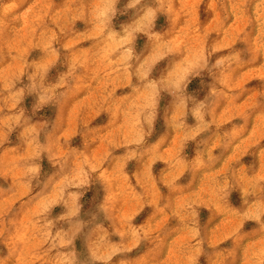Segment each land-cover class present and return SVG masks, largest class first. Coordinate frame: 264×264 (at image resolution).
Returning <instances> with one entry per match:
<instances>
[{"label": "rangeland", "instance_id": "obj_1", "mask_svg": "<svg viewBox=\"0 0 264 264\" xmlns=\"http://www.w3.org/2000/svg\"><path fill=\"white\" fill-rule=\"evenodd\" d=\"M71 3L73 0H0V124H9L18 110L25 116L31 112L38 97L25 94V90L37 76L41 85L65 89L64 103L56 110L46 104L35 115L34 121H30V129L21 127L16 120V126L10 127L7 133L0 131V229L3 230L0 232V264H10L13 260L15 264H53L58 258L74 262L75 253L65 251L72 245L57 240V233L64 231L65 222L77 211H82L87 218L96 199L94 195L89 200L86 195L83 199L84 209H77L76 204L81 197L74 189L71 190V203L65 204L55 194L37 200L30 188L17 184L19 173L13 172L7 164L28 151L25 135L37 131L39 137L42 122L55 116L69 146H80L84 141L83 129L104 133L121 120L119 105L131 91L126 84L109 83L112 76L110 49L101 53L94 35L81 37L89 26L75 15L69 18L71 9L68 5ZM145 3L151 9L155 0H145ZM171 5L167 10L144 12L142 23L149 24L150 21L151 31L137 34L135 47L144 49L151 47L153 42L167 41L173 45L169 53L171 56L178 60L188 56L191 50L193 61L197 49L209 50L217 46L214 57L227 54L232 49L240 50L244 63L233 72V84L225 90L227 95L217 101L213 131H235L233 125L243 124L236 141L239 145L237 151L243 150L240 161L247 168L255 160L258 170V149L264 145V130L258 121L261 115L259 100L264 93V71H261L264 51L253 43L259 31L254 14L255 0L247 5V14L251 18V23L247 24L231 14L229 0H171ZM173 9L176 10L175 14L170 16ZM123 19L118 16L116 23ZM245 33L248 34L247 40L242 39ZM187 75L188 69L177 64L175 82H183ZM189 80L186 91L191 96L203 98L212 90L206 74L190 77ZM16 96L19 97L17 103L10 104L9 100ZM169 101L167 95L162 96L159 105L161 117ZM161 117H158L153 137L150 138V141H155L163 134L158 145L159 158L151 165L152 175L156 177L166 173V161L175 157L181 148L180 136L166 128ZM92 147L98 149L94 153V158L98 159L103 151L102 142L93 141ZM195 147V142L188 141L183 145L182 154L192 158ZM121 151L115 150L117 153ZM41 162L46 173L48 161L42 157ZM97 166L103 171L99 173V179L93 181L94 185H100L94 191L97 195L105 192L104 203L100 206L104 212L100 222L104 227L98 228L97 232L108 236L115 232L117 225L123 227L129 218L132 223L151 226V206L138 208L133 199L134 193L141 190L132 175L137 168L136 162L129 160L122 168L108 161L93 165L94 168ZM187 181L188 175L185 174L178 183L186 184ZM198 184L191 187L197 189ZM157 187L160 194L167 195L168 189L164 185ZM206 195L200 188L172 196L173 214L163 217L157 226V231L162 234L156 241L159 243V249L154 254L157 264H182V246L186 236L179 227L183 219L180 212L185 202L194 198L198 199L200 205L198 219L204 226L206 247L221 250L212 258L213 264H226V261L231 264H264L258 219H243L241 223V218L231 214L230 209L241 205L239 194L233 192L224 205L207 200ZM65 208L69 209L67 216ZM48 222L50 228L45 238L41 225ZM237 230L239 239L234 236ZM25 239L28 243L22 246L21 251H16L13 241ZM110 239L119 242V236L112 235ZM156 242L151 239L142 241L126 255L133 258L143 250L147 252L155 247ZM75 247L81 259L87 257L83 239L78 238ZM120 258L114 257L112 264H116ZM204 261L201 251L198 264H204Z\"/></svg>", "mask_w": 264, "mask_h": 264}, {"label": "clouds", "instance_id": "obj_2", "mask_svg": "<svg viewBox=\"0 0 264 264\" xmlns=\"http://www.w3.org/2000/svg\"><path fill=\"white\" fill-rule=\"evenodd\" d=\"M229 3L231 14L238 21L251 23L247 5L253 3V0H229ZM68 7L71 9L69 18L75 15L89 26L88 31L81 34V37L94 35L101 53L110 49L112 76L109 83L114 81L117 85L126 84L131 91L119 105L121 120L106 132L100 133L85 128L82 130L84 136L82 145L71 147L54 116L53 119L42 122L43 127L38 130L39 137L37 131L25 135L28 151L19 154L17 159L7 164L13 172L19 173L17 184L30 188L37 200L47 199L55 194L61 203L70 204L71 190L74 189L81 197L76 208L84 209V197L87 195L89 200H92V197L96 196L87 218L82 215V211H77L65 222L64 231L57 233V240L72 245L65 251L75 253L74 262L58 258L53 264H112L113 258L118 256L121 258L116 264H157L154 254L159 249V243L156 241L162 235L157 231V226L163 217L173 214L172 196L182 195L185 191H197L200 188L207 193L205 197L207 200L221 205L227 203L233 192H237L241 205L239 208L230 209L231 214L241 218V223L243 219H258L264 249V145H260L258 149L259 169L257 170L255 160L246 168L240 161L243 150L237 151L239 145L236 144L237 134L244 125L240 123L233 125L235 131L228 129L222 133L213 131L217 101L227 95L225 90L233 84V72L244 63L241 51L232 49L227 54L214 57L218 50L217 46L209 50L197 49L193 61L191 50L188 56L178 60L171 56L169 53L173 45L167 41L153 42L151 47L137 49L134 43L136 35L151 31L150 21L149 24L142 23L144 12L167 10L172 7L171 0H155L151 9L145 0H73ZM175 11L173 9L169 15H174ZM254 14L259 31L253 43L256 48L264 51V0H255ZM118 16L124 19L116 23ZM247 37L248 34L245 33L242 39L247 40ZM177 64L188 69V75L179 84L174 80ZM261 71H264V65L261 66ZM202 74L207 75L212 90L203 98L191 96L186 91L189 78ZM39 79L37 76L25 90V94L38 97L32 105L31 112L25 116L18 110L9 124H0V131L7 133L10 127L16 126V120L21 127L30 129L32 127L30 121H34L35 115L46 104L56 110L64 103L65 89H51L46 84L41 85ZM164 95H167L170 101L161 117L159 105ZM18 98L13 97L9 103H17ZM259 111L261 115L258 121L264 130V93L259 100ZM158 117L162 118L166 128L180 136L181 148L175 157L166 161V173L156 177L152 175L151 165L159 158L158 145L163 139V134L155 141H150V138L153 137ZM26 120L29 122L26 123ZM96 140H100L103 145V151L99 153L98 159L94 158V153L98 149L92 147L93 141ZM188 141L196 144L192 158L182 154L183 145ZM116 149L122 151L117 153ZM217 149L218 151H215ZM42 157L47 159L49 164L46 173L43 171ZM129 160L137 164L132 175L141 189L134 193L133 199L137 202L138 208L144 205L151 206L152 224L138 225L132 223L129 218L123 227L117 225L114 233L105 236L103 232H97L98 228L104 227L100 222V217L104 216L100 206L104 203L105 192L101 191L97 195L94 189L100 188V185L93 184V181L99 179V173L103 169L99 166L94 168L93 165H101L108 161L113 163V166L118 165L122 168ZM185 174L188 175L187 183H178ZM197 182L198 188L193 189L191 186ZM161 184L168 189L167 195L160 194L157 185ZM199 206L198 199L194 198L186 201L180 212L183 219L179 227L186 236L182 246V264H198V254L201 251L205 257L204 264H213L212 258L221 251L206 247L204 226L198 219ZM68 214L69 209L65 208V215ZM41 228L46 238L50 222L42 224ZM2 231L0 229V232ZM112 235L119 236V242H113L110 239ZM234 236L240 238L238 230ZM78 238L83 239L86 246L87 257L84 259H81L75 247ZM150 239L156 242L155 247L149 248L147 252L143 250L133 258L127 257L126 254L131 253L132 248ZM13 243L19 252L28 240H14ZM10 264H15V261H11ZM226 264L231 262L226 261Z\"/></svg>", "mask_w": 264, "mask_h": 264}, {"label": "bare ground", "instance_id": "obj_3", "mask_svg": "<svg viewBox=\"0 0 264 264\" xmlns=\"http://www.w3.org/2000/svg\"><path fill=\"white\" fill-rule=\"evenodd\" d=\"M185 2V1H184ZM217 20V19H216ZM183 29V28H182ZM184 31V30H183ZM179 41V40H178Z\"/></svg>", "mask_w": 264, "mask_h": 264}]
</instances>
